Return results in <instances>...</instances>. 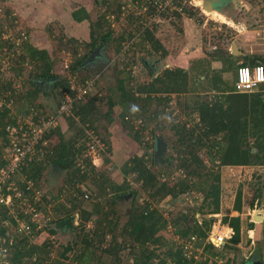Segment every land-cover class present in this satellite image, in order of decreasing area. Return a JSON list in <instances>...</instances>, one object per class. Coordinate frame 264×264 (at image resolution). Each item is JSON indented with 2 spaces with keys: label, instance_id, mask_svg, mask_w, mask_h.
Here are the masks:
<instances>
[{
  "label": "trees",
  "instance_id": "16d2710c",
  "mask_svg": "<svg viewBox=\"0 0 264 264\" xmlns=\"http://www.w3.org/2000/svg\"><path fill=\"white\" fill-rule=\"evenodd\" d=\"M137 2V0L130 2L132 6L128 8L130 11L126 17L127 27L116 34L108 19L115 15V19L119 20L121 15L125 14L123 12L124 4L119 1L116 9H112V5L115 3L109 4L108 0L101 2L96 0L97 5L107 7L108 4V7L103 12L99 9L98 19L90 24V39L81 41L79 45L71 44L72 46L66 49L73 57L70 69L74 74L82 69L91 71L90 66L95 65L93 63L95 60L87 61L96 49L101 47L103 49L101 55H103L109 41H112L116 53L122 55L125 44L136 38L133 44L135 48L131 53L132 57L123 59L124 69H121L117 74L125 75L123 78L118 77L117 92L114 93L116 97H120L121 101H115V95H109L106 102L109 111L104 117L109 122H113L111 112L116 105L120 104L123 107L121 121L125 127L133 128L127 119L131 114L136 118L144 115V121L147 123L144 125L146 128L151 122H156L158 117L169 108L168 114L172 116L176 107H180L181 114H185L187 120H182L179 123L176 120L170 122L171 129L178 137L176 140L178 153L175 159L176 170L171 173L170 179L164 180L161 178V173L158 175L159 170L155 167L154 158H150L146 154H137L123 165L121 170L123 181L120 183L115 182L104 171L97 172L98 165L94 164L87 155L88 140L84 126H91L100 135L96 123L102 116L97 103L102 101L103 91L100 95L97 93L84 102L75 103L70 116L62 117L59 125L47 134L46 139L51 140V143L54 137L56 141L51 146L50 144L48 146L41 145V151L45 152L44 155L34 159L30 167L23 171V174L27 175L28 180L34 182L36 189H42L47 175L65 173L63 185L59 188L58 193L53 195L52 199H45V202L48 205L53 204L51 207L55 219L53 222L56 224L78 215L80 222L76 227L78 229L76 237L68 246L62 245L55 258L52 257L54 244L49 238L41 243H34L32 238L23 237L17 243H13L7 258L8 264H46L47 262L48 264H110L107 262L112 258L113 264H120L122 253L127 250H131L130 254L133 256L134 264H198L195 257L196 251L188 255L185 248L187 243L185 244L184 240H190L192 237L199 241L201 248L204 247V252L212 255L214 260H216L215 258L226 259L227 264L235 262L230 257L225 258L220 255L219 252L222 249L219 250L213 243H206L215 219L211 218L200 223L196 217V211L192 216L182 212L176 219L168 221L157 205L168 201L169 198L176 201L182 195L196 192L203 196L198 212L204 216L219 215L223 211L220 169L246 166L264 168V85L253 93H236L235 88L223 89L224 81L221 75L214 74L211 78L206 77L204 81L208 80L211 85V88L206 91L217 92L216 100L210 102L203 89L189 86L188 74L183 71L166 69L150 80L153 74L145 66L147 61L156 56L165 57L168 50L156 35L155 25L143 29L144 16H137V11L141 9V4H137ZM148 10L149 12L154 11L149 5ZM184 14L199 19L202 13L201 9L185 7ZM72 16L78 23L91 21V11H88L86 7L74 10ZM175 16L179 18L183 14L180 12L168 13L164 15V18L170 19L173 23ZM52 23H48L50 26L48 31H54ZM57 28L61 29L62 25ZM24 36L20 62L22 64L29 62L33 69L23 84L28 89L20 92L14 81L10 80L4 84L0 82V97L5 104L13 100L17 112H29L31 108H34L42 114L41 110L46 107L37 103L39 94L42 92L41 84L44 82L53 83L57 102L56 110H58L64 95L69 94L74 97L77 91L72 89L67 77L57 73L58 63H61L62 59L53 56L50 48L47 50L34 45L27 33ZM59 39L61 47L67 45L63 42V36ZM5 46L10 53H15L17 50L15 43L8 41ZM2 48H4L3 44ZM79 48L83 50V53L79 52ZM140 63L142 64L140 65ZM258 64L264 65V61H255L252 67ZM138 65L144 69V74L147 75V80L142 79V83H137L138 77L134 75ZM125 67L129 68L127 72ZM18 71L17 73H22L21 69ZM90 71L80 80L82 84H86L90 79L93 80ZM95 84L97 85V82ZM173 94L176 96L174 99L176 107L172 105L171 95ZM183 95L189 96V99L182 101ZM5 104L2 113L0 109V169L5 165L2 159L7 143L5 127L12 121L8 115L9 108ZM190 121H193L195 125L190 126ZM140 122L142 121L140 120ZM76 128L77 133L75 132ZM65 129L67 131L74 129V132L71 136L66 135ZM151 133L155 136L156 131L152 130ZM134 136L135 140L141 143L138 132ZM106 144L107 150L109 148L108 152H112L109 143ZM82 156H85L82 162L83 169L82 165H79V158ZM206 159L218 167L216 171L209 168ZM103 160L105 164H109L107 157H104ZM171 160L174 159H165L166 164H170ZM129 176H132L133 181L141 185V189L132 187L128 180ZM85 182H89L94 188L93 191H88V194L85 191H80L81 185ZM21 188L28 192L26 184L23 183ZM254 192L251 204L254 205L256 201H259L264 209V177H258L257 188ZM142 193L147 195L148 202H145L144 205H135L120 229V215L117 210L119 201L130 194L137 201ZM37 206L40 209L41 205ZM256 206L252 209L253 212ZM43 210L46 212V208ZM233 210L239 213L236 217H232L229 211H226V215L222 219L223 224L229 225L235 231L233 238L225 245L227 248L232 244H239L242 238L240 216L243 210V191L241 189L237 191ZM24 215L21 213L20 217L24 218ZM171 215H173V211H171ZM7 219L15 232L18 227L17 221L14 217L8 216L7 210L0 208V221L3 222ZM89 223H94V226L90 228ZM49 225V232L55 234L56 226ZM171 225L177 227L176 234L179 235V239H183V245L167 243L163 233ZM254 225L252 220L250 228L253 229ZM2 228L0 229L2 236H5L6 232L11 229L10 226ZM107 238H110L111 242L105 247L104 243L107 242ZM120 239L122 240L119 241ZM163 248L165 250L160 257L159 252ZM0 264H3L1 260ZM199 264H208V262L204 261ZM213 264L218 263L215 261ZM239 264H264V259L262 255H257L249 261Z\"/></svg>",
  "mask_w": 264,
  "mask_h": 264
},
{
  "label": "rangeland",
  "instance_id": "374dc122",
  "mask_svg": "<svg viewBox=\"0 0 264 264\" xmlns=\"http://www.w3.org/2000/svg\"><path fill=\"white\" fill-rule=\"evenodd\" d=\"M100 2L102 0H99ZM121 1L124 4L123 16L121 15L120 19L117 20L114 17H109L108 21L112 24V28L115 30V33H119L122 31L125 27H127V20L126 17L130 10H128L129 7L132 6L130 3L132 0H108L109 4L115 3L112 5V9H116L117 3ZM248 6V10H245L244 12H237L236 11V18L239 20L241 19V16L245 18H254L252 22L250 20L248 21L249 24H254L256 27L254 28L251 26L250 30H254V34L259 31L261 33V41L264 42V0H241ZM58 2L62 3L65 11L59 12V22L58 19H54L52 21H49L48 14H47V7L48 5H52L51 0H0V82L1 83H7V81H14L16 88L18 91L21 92V90L26 91L28 89L27 87H24L25 81L29 78L30 73L33 71L32 65L28 63H21L20 62V56L22 54L21 45L22 41H24L23 38H25V33L29 35V38L31 42L35 45H38L39 47H42L43 49L50 48L51 54L55 57H58L62 59L61 63H58L57 67V73L60 75H64L68 78V81L74 88H82V82L80 80L84 78L88 71L86 69L80 70L77 74H74L71 72L70 66L73 60L72 54L67 51L66 49L72 45H79V43L83 40L88 39L90 36V24L92 22H95L96 19H98L99 15V9L101 11H105V8L103 5H97L96 0H57L56 6L58 5ZM197 7L195 9H201L200 19L202 22L206 23V41L208 42L209 37L211 39L220 42L221 40L218 37L219 33L224 34V29L222 28L221 31L218 29H215L214 31L210 30L209 28H215L214 25H218L214 22H212L210 19L211 12H208V15H206L203 12V9L201 8L200 1L196 0ZM80 7H86L90 9L91 11V21H84L83 30L79 29L81 26H77L78 24L73 21L71 12L73 10H76ZM128 10V11H127ZM247 12V13H246ZM174 14V13H173ZM46 15V16H45ZM215 17H221L223 20L226 21L225 17L216 13L214 14ZM171 17V16H170ZM242 17V18H243ZM174 22L171 23H164V30L160 34L161 40L165 41V46L169 48L170 51L178 52L180 48L182 47V38L180 35H178V31L180 29L181 25V19L182 17L176 18L173 17ZM219 19V18H218ZM117 20V21H116ZM55 23H52L54 22ZM52 23V29L54 31H48L49 30V24ZM60 25H64L65 27L57 28ZM253 27V28H252ZM85 29V30H84ZM205 32V31H204ZM115 34V36H116ZM208 35V36H207ZM49 36V39H48ZM64 38L63 42L67 45H60V37ZM257 39V38H256ZM254 41H257V40ZM29 40V41H30ZM15 43L17 46V50L15 53H10L7 46H5L6 42ZM50 43L48 44V42ZM72 42V43H71ZM111 42V43H110ZM218 43V46L220 45ZM2 44L4 45V48H2ZM72 44V45H71ZM221 44H228V40H223ZM106 47V56L103 60H97L95 63L99 62V67H95V65L90 66L92 69L90 72L92 74L93 80H96L97 85L94 84L89 91V94L87 95L86 99H91L94 97V95L101 94L102 101L97 103L98 110L100 112V115L102 116L100 121H98L96 124L100 130V136L102 139L107 141L106 143H109L112 152L104 151L101 153V159L96 160V163L98 165L97 172L104 171L111 179H113L115 182L120 183L123 181V175H122V168L127 161L134 157L135 155H143L146 154L150 158H154L155 160V153H156V145H155V137H162L163 140L167 144V150L163 152V155L161 156L162 160L159 157L158 164L155 166L157 167V170H159V173H161V178L166 180L170 179L171 173H174L173 171L176 170L177 162H176V156L178 155L176 151V140L177 136L174 134V131L171 129V123L172 120H176V122L180 121H186L187 116L185 114H181V111L176 105H173V107H176V110L172 116H170L168 113L170 111L166 110V112H163L159 117L158 120L154 123L151 122L148 127L145 128L144 125L147 123L144 121L145 116L141 115V117L136 118L135 115H128V121L131 122V125H133V128L130 129L129 127H125L123 125L124 123L121 121V113L123 111L122 105L118 104L116 105L112 110L113 115V122H109L104 115L108 113L109 106L106 103L107 97L109 95H115L114 93L117 92V84H118V77L123 78L125 77L124 74L117 75L118 72L121 69H124V65L122 63L124 58L130 59L132 57L133 49L135 47L131 46L129 50H127L124 55H119L116 53L114 49V43L112 41H109V44ZM79 52L83 53V50L79 48ZM136 54V51H134ZM142 63H140L141 65ZM138 65L136 72H134V75L138 77L137 83H142V79L147 80V75L144 74V69ZM21 74L17 73V71H20ZM129 68L125 71L127 72ZM18 71V72H19ZM143 73V74H142ZM92 81V79L88 80V82ZM95 82V83H96ZM42 92L39 94V98L37 100V103L43 104L46 109H42L43 112L41 114L42 117L52 115L53 113H56V98L54 96V84L53 83H42L41 84ZM111 89V90H109ZM109 91V92H108ZM118 94V93H117ZM119 96V94H118ZM189 96L186 97V95L182 96V101L188 100ZM115 101H121L119 99L120 97L114 96ZM1 99V97H0ZM2 100V99H1ZM140 105H143V103H140ZM183 109V108H182ZM140 120L142 122H140ZM193 126L195 125L193 121L189 122ZM149 124V123H148ZM65 126V125H64ZM105 126V127H104ZM66 130V129H65ZM156 131L155 136L151 133V131ZM74 132V129L71 131L66 130V135H72ZM75 132L77 133V128L75 129ZM138 132L139 136L141 137V143H139L137 140H135V133ZM69 137V136H67ZM56 141V138L52 140V143ZM50 143V146L53 145ZM109 159V164H105V161L103 160L104 157ZM85 156L80 157V162L82 163L84 161ZM172 158L174 160L170 161V164H166L165 159ZM207 161V164L209 168L213 171L217 170V166L214 165L210 160ZM217 163V162H216ZM218 164V163H217ZM221 175H222V213L219 215H208L204 216L201 215L198 211L200 210V206L203 200V196L196 193L191 192L187 193L185 195L180 196L176 201L174 199L169 198L168 201H164L161 204H158L157 207L161 212L164 213L165 218L168 221H171L172 219H176L179 215L183 213H187L189 215H193L197 211L196 217L199 219V222L202 223L204 220H209L211 218L215 219L214 222H219L223 219V217L226 215V211H229L230 215L232 217H236L239 213L233 210L236 194L238 190L243 191V210L241 214V220H242V230H241V242L237 245H230L229 248L224 246L218 247L220 251V255L227 258L230 257L231 259H234L235 262L230 264H239L244 261H249L252 257H255L257 255H262L264 259V219L261 222H255L254 215L255 212L259 210H263V213H259L261 216L264 217V209L261 202L256 201L254 205L251 203L253 202L254 198V190L257 188L258 183V177H264V168L259 167H223L220 169ZM180 173V172H178ZM183 176V175H182ZM169 177V178H168ZM184 177V176H183ZM18 178V177H17ZM65 179V173L61 174H49L46 177V181L42 184L41 193V203L38 205H41L40 210L44 211L43 209L46 208L47 217H50V221L48 223L44 222L42 218H39V223L43 225V228L39 231L35 230L34 237L31 239L34 243H41L42 241L48 240V238L53 242V251H52V257L55 258L57 256V253H59V249H61V246H68L70 242H73L76 234L78 232V223L80 220H78V215H76L74 218V229L72 231L71 227H68V225H62L59 226L61 223H55L53 222L54 216L52 212V206L53 204H49L45 202L46 200L52 199L51 197L53 195H56L58 193L59 188L61 185H63ZM175 179V178H174ZM173 179V180H174ZM128 180L130 181L132 187L134 189H141V185L133 181V177L129 176ZM93 186L89 182H85L81 185L80 191L86 192L88 194V191H93ZM75 194H78V192H75ZM145 202H148L147 195L142 193V196L136 199L130 194L129 196H126L123 198V200L119 201L117 205V210L119 211L120 215V225L119 228H122V225L127 221L130 212L133 208H135V205H144ZM256 206L255 211L253 212L252 209ZM38 207V206H36ZM51 208V209H50ZM16 211L15 214L24 213V221L31 222L32 216L30 215L31 208H28L26 205H16L15 207ZM171 211H173V215H171ZM11 214L14 213V210L12 209L10 211ZM48 213H50V216H48ZM255 224L254 228L251 229L250 224ZM63 222V221H62ZM51 224L52 226L57 227V232L55 234H51L48 230V225ZM49 225V226H51ZM225 225V224H221ZM3 223L0 222V229H3ZM10 229L6 232V235L2 238H6L9 241V244H7V247L9 249V254L12 249V244L17 243L18 240H21L24 235H16L14 232V228L10 223ZM94 226V223H89V227L92 228ZM227 226V225H225ZM47 227V229H46ZM184 227V225H183ZM252 230L253 232L250 234L248 231ZM177 227L174 225L168 226V229L164 231V237L166 238L167 243L177 244L180 245V243L183 245L184 241L185 244L189 246V253L190 251L195 253L196 261L197 263L201 262H208V264H213L215 261H217L218 264H227V260H221L216 259L214 260L212 255H210L207 252H204V247L201 248L199 245V241L196 239V241L191 242L192 240L186 239L183 241V239H179V235L176 234ZM39 233V234H37ZM119 233V231H118ZM26 235V234H25ZM251 237V238H250ZM120 239L119 241H121ZM10 242L12 244L10 245ZM111 242L110 238H107V242L104 243V246L107 247L109 243ZM190 242V243H189ZM11 246V247H10ZM165 248H163L159 254L160 257H162L163 251ZM131 250L124 251L121 255V263L120 264H134L133 256L130 254ZM113 258L109 260L110 264H113L112 262ZM233 261V260H232ZM48 264V262L46 263Z\"/></svg>",
  "mask_w": 264,
  "mask_h": 264
},
{
  "label": "built area",
  "instance_id": "2783aa9c",
  "mask_svg": "<svg viewBox=\"0 0 264 264\" xmlns=\"http://www.w3.org/2000/svg\"><path fill=\"white\" fill-rule=\"evenodd\" d=\"M137 4H141V9L137 11V16H144L143 29L155 24L158 25L162 22L164 15L168 13L180 12L184 14L185 7L198 6L196 0H141ZM148 5L154 11L149 12ZM135 41L136 38L125 44L122 49V55L133 46ZM95 82L96 80L87 81L80 89L72 87L73 90L77 91L76 95L72 97L69 94H65L59 109L48 118L45 116L42 117L41 113L37 112L34 108H31L29 112H17L13 100L5 104L1 100L2 98L0 99L1 113L4 111V104L7 105L9 108L8 115L12 119L5 127L7 143L2 155L5 165L0 169V208L7 210L8 216L14 217L17 221L18 227L15 230L16 235H24V238H33L35 230L39 231L43 228V225L39 223V218H42L46 223L51 220L50 217L45 215L46 212L36 207L42 202L41 190L36 189L34 182L28 180L27 175L23 174V171L30 167L34 159L44 155L45 152L41 151V145L48 146L51 143V140L46 139L47 134L59 125L62 117L70 116L75 107V103H81L86 100L89 94L88 90H91ZM262 85H264V65L258 64L250 67L241 64L238 67L234 85L236 93H253ZM84 129L88 140L87 155L97 165L96 160H100L101 153L107 151V144L91 126L86 125ZM79 165H82V163L80 162ZM81 168H84L83 165ZM23 183L27 185L26 189L28 192H25L21 188ZM18 204L31 208V222L24 221V218L20 217L21 213L15 214V207ZM12 209L14 210L13 214L10 213ZM1 223H3V227L5 228L10 225L8 219ZM221 224L222 220L213 224L206 241L207 244L211 242L218 248L226 245L233 238L235 234L234 229L229 225L221 226ZM252 232V230L249 231L250 234ZM2 237L4 236L0 234V260L3 264H8L9 249L7 244H9V241ZM191 240V242L196 241V238L192 237ZM11 244L12 242H10ZM185 248L188 251L189 246L186 245ZM190 253L188 251V255Z\"/></svg>",
  "mask_w": 264,
  "mask_h": 264
},
{
  "label": "crops",
  "instance_id": "0c3cea01",
  "mask_svg": "<svg viewBox=\"0 0 264 264\" xmlns=\"http://www.w3.org/2000/svg\"><path fill=\"white\" fill-rule=\"evenodd\" d=\"M51 1L52 5L50 4L47 7V19L49 18V21L58 19L59 22V12H64L66 8L62 7L63 4L60 2H58V5L56 6L57 0ZM238 1L239 3H233L229 0L220 1L219 8L221 9V14H218L224 16L226 21H221L223 20L221 17H218L219 19L215 17L214 14L217 12H212L211 15H209V20L218 24L214 25L215 28L209 29L212 31L215 29L221 31L223 28L225 31L224 34L219 33L218 37L220 38L221 43L226 38V40H228V44H221L220 42L211 39V37L208 35L207 36L209 37V40L207 42V32L205 29L206 23L202 22L200 18L198 19L197 17H190L183 14L180 29L178 31V35H180L183 41L181 44L182 47L178 52H173L165 46V41L161 40L163 45L168 50V53L163 58L156 56L154 59H149L147 61L145 66L148 71L153 74L150 80L160 75L166 69L173 71H183L184 73L188 74L189 86L191 88L203 89V91H205L204 94L208 96L207 98H209L208 101L210 102L216 100L217 92L211 90L206 91V89L211 88L208 80L207 82H204L206 77L211 78L214 74H220L224 81L222 88L226 90L234 88L236 72L241 64L252 67L253 62L264 61V42L261 41V33L258 31L256 35H253L254 30L250 29L251 26L255 28L256 25H251L248 23V21H246L250 20L252 22L254 18L250 17L248 19L243 16H241L240 20L236 18V11L244 12L245 10H248V6H246L244 2L241 0ZM87 10L90 11L88 8ZM73 12L74 10L71 12V16ZM72 19L74 22H76L73 16ZM166 22L170 23V19L163 18L161 23L158 25L155 24L156 35L160 39V34L164 30L163 25ZM76 23L78 24L77 26H81L79 29L83 30L84 24L82 23L84 22ZM62 27L65 26L62 25ZM89 39L90 36L88 39L85 38V40ZM255 39L257 41H254ZM49 43L50 41L48 44ZM218 43H220L219 46ZM234 44H236L240 50V53H237L238 56L232 54ZM198 78L201 81H199ZM171 98L172 105H174V99L176 98L175 94L171 95Z\"/></svg>",
  "mask_w": 264,
  "mask_h": 264
},
{
  "label": "water",
  "instance_id": "95a60500",
  "mask_svg": "<svg viewBox=\"0 0 264 264\" xmlns=\"http://www.w3.org/2000/svg\"><path fill=\"white\" fill-rule=\"evenodd\" d=\"M198 1H200L201 8L203 9V12L205 14H208V12H211V13L217 12V13L221 14V12H220L221 9L219 8L221 0H198ZM229 1H231L233 3H239L238 0H229ZM100 50H101V47L98 48L94 53H92L90 55V57L88 58L87 62H93L95 60V57L100 54ZM237 53H240V50L238 49L237 45L234 44L232 54L238 56ZM166 150H167V144L163 140V138L162 137H156V153H155V164L156 165L158 164L159 157L162 160L161 156L163 155V152ZM259 213H263V210H259V211L255 212L254 220H255V222L258 221V222L262 223L264 217L261 216ZM74 220H75V218L72 217L68 220L61 222L59 224V226L68 225V227H71V229L73 231V229L75 227L74 226ZM56 229H57V227H56Z\"/></svg>",
  "mask_w": 264,
  "mask_h": 264
},
{
  "label": "flooded vegetation",
  "instance_id": "af4514ba",
  "mask_svg": "<svg viewBox=\"0 0 264 264\" xmlns=\"http://www.w3.org/2000/svg\"><path fill=\"white\" fill-rule=\"evenodd\" d=\"M96 50H97V49H96ZM96 50H95V51H96ZM102 50H103V49L100 50V54H99V56H96V57H95V58H97L98 61H99V60H103V59L105 58V56H106V53H105L106 51H103L104 53H103V55H101ZM95 60H96V59H95ZM93 63H94L95 65H99V62H98V63L93 62Z\"/></svg>",
  "mask_w": 264,
  "mask_h": 264
}]
</instances>
